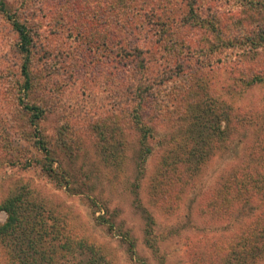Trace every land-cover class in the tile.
I'll list each match as a JSON object with an SVG mask.
<instances>
[{"label":"rangeland","instance_id":"obj_1","mask_svg":"<svg viewBox=\"0 0 264 264\" xmlns=\"http://www.w3.org/2000/svg\"><path fill=\"white\" fill-rule=\"evenodd\" d=\"M3 1L10 14L33 29L31 72L38 81L32 79L25 101L44 108L40 127L51 154L35 144L30 112L16 99L23 83L22 56L17 33L0 11V202L18 190L28 192V204L38 207L32 214L40 212L47 230L55 226L62 236L46 235L47 244L60 246L66 233L85 238L99 247L105 264H224L221 247L233 244L251 213L249 208L234 210L232 172L248 161L258 163L250 167L253 171L264 165V81L246 85L239 80L264 77V0H196L193 10L192 0H176L169 12L149 11L143 29L128 41L143 47L138 59L153 57L150 73L160 69L161 76L181 77L183 66L190 71L183 61L200 64L209 74L210 95L240 108L244 118L230 126L227 141L218 147L202 139V126L190 127L185 117L176 119V112L159 122L148 113L147 126L129 124L125 129L126 143L116 158L98 152L90 126L105 118L115 98L132 90L131 71L138 60L125 58L118 68L104 63L105 54L95 42L103 32L106 0ZM137 7L126 5V13L143 14ZM162 13L192 20L171 27L180 41L183 35V49L163 52L156 43L151 24ZM86 22L87 29L79 34ZM217 34L224 38L213 48ZM133 106L131 102L128 110ZM144 133L148 153L140 164L136 153ZM205 144L208 151L196 157L198 168L187 179L179 152L188 145L203 151ZM50 164L52 171H45ZM262 193V185L254 183L240 196L248 197L255 211L264 205ZM5 217L1 211L0 223ZM25 246L12 236L0 240V264H19L28 252ZM59 255L65 257L60 251L54 255L60 264L81 263L87 256L78 251L74 260H65ZM241 264L264 262L251 263L245 256Z\"/></svg>","mask_w":264,"mask_h":264},{"label":"trees","instance_id":"obj_2","mask_svg":"<svg viewBox=\"0 0 264 264\" xmlns=\"http://www.w3.org/2000/svg\"><path fill=\"white\" fill-rule=\"evenodd\" d=\"M172 1L176 0H157L151 6V0H106L108 14L106 13L105 18L103 16V19H101L103 32L101 38L95 42L98 48H102L105 54L103 61L108 66L112 63H117L114 67L118 68V64H122L125 58L131 57L133 60H138V65L131 71L134 77L132 90L129 93H125L124 91L119 98H115L111 107L105 113V118L94 122L90 126V132L98 145V152L104 155V157L116 158L117 156L114 155L120 152L126 143L125 129H127L129 124L133 127L137 125L139 128H141L140 126H147L150 122V120H147L149 119L148 113L152 115L151 119H153V122H159L164 119H171V114L176 112L178 113L176 119L185 117V122H189L190 127L199 129L202 126V129L198 130L202 139H208L209 144L214 146V142L218 147L227 141L230 126L233 123L238 124L241 120L243 121L244 115L241 114L240 108L232 106L222 98L215 99L213 95H210L209 84L207 83L209 81V74L203 72V67L200 64L190 65L189 62L183 61L185 67L190 71L184 72L183 66L181 77L178 74L177 76H161L164 73L161 72L160 75L157 72L160 69L150 73L151 70L147 67L153 57H149L144 62L142 59H138L143 54V47L142 50H140L138 45L133 47L128 41V37L136 35L139 33V30L143 29V24L146 22L144 20L151 16L149 11H152L156 7L169 12L168 6ZM189 3V10H193L196 0H192ZM128 4L137 5L139 7L138 11L142 10L143 14L139 13L136 17L130 12L126 13V5ZM0 11L5 13L6 18L17 33V50L22 56L20 71L23 76V83L16 91V99L24 110L30 112L28 125L30 131H32V135L36 138L35 144L47 156H50L51 150L45 147L46 136L40 127L44 108L38 104L25 101L33 86L32 79L38 81L32 77L31 72L30 54L33 29L25 22L20 21L15 15L10 14L3 0H0ZM84 16L83 13L80 14L83 20ZM155 17V20L151 24L152 31L157 35L159 41H156V43L161 46L163 52H174L186 47L185 42H181L184 40L183 35L180 41V38L176 36L175 31L171 27L176 22L181 25L191 23L190 17L178 16L176 18L177 16L173 17V15L166 13L158 14ZM87 26L88 23L86 22L84 30H79V34H83ZM91 27L94 30L96 28L95 24H91ZM223 38L221 34H217L216 41L213 40L214 42L212 43L213 48H217ZM145 49V52H150L149 50H151V48ZM258 75H253L249 78H239V80L246 85L264 81V77ZM239 80L234 78V81ZM155 87H157V91L151 95L149 90ZM22 90L24 91L22 92ZM131 102H134V106L129 111ZM179 102L181 103L180 105ZM179 108H182L186 113L182 112ZM205 132L206 135L203 136ZM144 139H146V133L141 136L136 153V156L140 158V164L144 162L145 156L148 153L147 145L143 142ZM207 148H209L207 144L204 145L203 151L194 145H188L182 152H179L184 157L180 160L179 164L182 165V171L187 174V179H189L190 172L198 168L200 159L196 157L203 153L205 154L208 151L206 150ZM192 159H195L194 161H198V163L192 161ZM254 163H256V160L244 162L241 166H236L232 172L233 180L231 186L237 193L234 210L236 209L237 212L241 209L249 208L251 213L250 215L248 214V223L244 226L243 232L236 236L233 244L221 247L225 257L223 258L219 253V259L224 260V264L225 262L241 264L245 256L249 258L251 263L264 262V205L254 211V208L249 206L251 204L249 198H241L240 196V193H243V191L246 192L253 188L254 183H259L263 187L260 199L263 200L262 204H264V165H258V169L253 171L250 167ZM46 167L45 165L43 169L47 172L53 169L51 164L49 168ZM28 197V192L18 190L0 202V212L2 211L6 214L5 220L0 223V240L7 241L12 236L17 240V243L21 244L25 242V247L28 250L24 260H19V264H60L56 260V257H54L59 251L62 252L65 258L59 256L65 260L69 258L74 260L78 251L81 254H87L81 263L76 262L75 264H105L99 247L85 238L71 237L66 233L64 238L61 239L60 246L47 244L46 235L51 233L53 238L58 237L59 228L54 230L55 226H53L52 229L47 230L48 227L44 226L45 221L41 220V213L38 212L37 214L35 212V214H32L35 208L38 207L35 203L28 204ZM34 222H38V227ZM59 236L62 237L61 235ZM147 244L149 247H153V244L149 240H147ZM231 252L234 256L230 258L229 254Z\"/></svg>","mask_w":264,"mask_h":264}]
</instances>
